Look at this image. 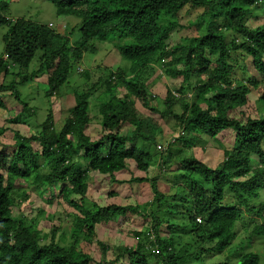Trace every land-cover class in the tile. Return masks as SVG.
I'll use <instances>...</instances> for the list:
<instances>
[{
  "label": "trees",
  "instance_id": "16d2710c",
  "mask_svg": "<svg viewBox=\"0 0 264 264\" xmlns=\"http://www.w3.org/2000/svg\"><path fill=\"white\" fill-rule=\"evenodd\" d=\"M11 1L0 0V28H7L0 53V108L9 112L5 98H11L23 112L11 113L5 124L26 126V118L36 111L22 98L19 86L47 75L43 98L62 95L74 66L96 49V41L111 37L130 68L111 71L101 86L99 80L88 90L75 89L74 105L60 128L48 111L33 135L11 131L14 146H3L0 152V264H92L93 256L78 249L83 238L94 239L99 224L129 214L148 218L150 227L133 234L135 247H117L116 257L97 264H187L198 254L201 260L231 250L236 253L232 262L229 258L214 264H260V256L249 249L255 238L264 240V202L255 204L264 191V25L249 28L245 18L259 5L264 8V0H45L59 16L80 22V38L73 43L48 25L10 20ZM199 8L204 10L200 19H207V34L186 37L188 43L169 48L173 31L181 27L180 15ZM235 56L250 58L257 76L252 77ZM34 62L36 69L30 72ZM158 69L168 79L182 77L179 89L166 86L162 111L152 105L156 96L150 81ZM98 91L100 119L93 130L89 113ZM252 91H259L257 116L234 118ZM192 92L190 101L186 93ZM138 106L149 114L143 115ZM169 119L172 129L166 124ZM165 129L179 135L168 140ZM229 130L234 146L224 150L217 168L185 154L199 137L216 140ZM7 131L0 125V135ZM159 144L166 150L156 149L157 165L144 149ZM252 157L258 159L257 167ZM131 163L138 174L130 169ZM126 172L128 181L116 178ZM164 174L173 177L167 192L158 185ZM91 175L106 177L112 184H130L136 204L101 207L91 201ZM145 185L150 200L141 194ZM60 186L56 197L77 213L72 217L69 249L57 242V231L51 237L42 234L36 217L28 218L17 208L33 193L41 197L48 193L50 202L53 189ZM243 212L261 220L251 234L239 230ZM177 232L192 234L191 242L179 248ZM235 240L240 242L237 249ZM98 246L105 254L107 247Z\"/></svg>",
  "mask_w": 264,
  "mask_h": 264
},
{
  "label": "rangeland",
  "instance_id": "374dc122",
  "mask_svg": "<svg viewBox=\"0 0 264 264\" xmlns=\"http://www.w3.org/2000/svg\"><path fill=\"white\" fill-rule=\"evenodd\" d=\"M204 10L202 8L199 9H190L187 13H183L180 15L181 20L178 22L180 24V28H177L176 31H173L170 40L167 45L169 48L174 47L176 44L184 45L188 42L184 41L186 37L189 39L197 37L198 35L202 36L207 34L206 29V18L200 19L199 15L202 14ZM7 17L10 20H16L19 18L29 19L36 23H41L45 25H52L53 29L57 32L68 36L71 42H76L80 38L79 33V25L80 22L74 19L73 17H65L59 16L57 14L56 8L53 4L45 0H12L9 6V10L7 13ZM170 19V18H169ZM166 20L161 21L160 23H164ZM223 22V21H221ZM75 24H78L75 27ZM196 25V27L194 25ZM245 25L249 28H257L259 26L264 25V8L259 5L258 8L252 10L249 15L245 18ZM7 32V28H0V53L3 48L2 37ZM96 49L93 52H87L84 55L83 61L74 66L70 78L69 84L62 90V95L54 96L50 100L44 99L43 94L46 90V82L47 75L37 77L35 80H31L29 83H26L24 86H19V91L22 94V98L26 102H28L29 107L35 109L34 116L30 119L26 118L27 125H16V124H5L6 118L16 116L17 114L23 112V107L20 106L19 103H13L11 98H5L9 105V112L5 109L0 108V125L7 127V132L3 135H0V152L3 146H14L15 140L13 139L11 131H22L28 136L33 135L36 132L34 129L37 125L42 124L44 120H46V116L48 111L53 113V119L55 121L56 128H60L64 123L65 118L68 116V111L74 105L73 99V91L75 89L78 90H88L94 86V84L98 82V86L102 85V83L110 76V72L121 68L122 70L128 71L129 63L122 59L119 52L116 48V42L111 41V37L108 41L104 42H95ZM230 43V42H229ZM235 59H239L238 56H235ZM239 62H244L246 65L248 72L252 77L257 76L256 71L252 66V62L250 58L240 57ZM36 64L31 66L30 72L36 69ZM82 68L83 71L78 73L77 69ZM161 72V69L159 70ZM88 75L85 79L83 74ZM82 76V77H80ZM101 77V78H100ZM182 77L178 79H168L164 74L160 75L159 73L150 81L151 92L156 96V101L152 104L153 107H156L159 111L163 109L162 101L166 97V89L167 85H169L170 89H179ZM102 80V82H101ZM9 81V79L7 80ZM194 81V80H193ZM192 81V82H193ZM3 83V79L0 78V84ZM93 92V91H92ZM6 93V94H5ZM101 92L98 91L92 97L91 106H90V117L92 118V129L98 128L99 124V110H98V97ZM3 96H9L8 92H3ZM179 94V93H178ZM176 94L177 97L179 95ZM194 93L187 94L188 99L191 101V96ZM259 91H252V93L248 97V104L240 111L234 112L233 117L243 120V118L251 116L252 118L257 116L258 106L256 100L258 98ZM105 98V97H104ZM195 98V97H194ZM141 113L143 115H148V111L142 110L140 106H138ZM242 111V112H241ZM12 113V114H11ZM244 115V116H243ZM157 119H160V116L154 115ZM167 127L172 129L174 127V122L172 119H169L167 122ZM166 128V129H168ZM32 129V130H31ZM91 129V134L93 132ZM166 137L173 138L178 136L179 133L170 134L169 130H166ZM173 135V136H172ZM195 140H197L193 136ZM172 140V139H171ZM234 133L229 130L226 133H223L216 140H211L206 137H199V140L194 141L191 150L187 151L186 155H194L195 158L205 163L207 166L211 168H217L223 161V152L224 150H230L234 146ZM165 144V143H164ZM166 146V145H164ZM156 146L148 145L144 150L151 154L154 159V164L159 163L158 151L156 150ZM10 150V149H9ZM253 166H258V159L256 157H252ZM135 164H130V169L135 171ZM177 167L173 168V171H176ZM135 174H138L135 171ZM159 171H155L153 176H158ZM130 177L129 173L118 174L117 179L123 181V179H128ZM168 180L173 181V177L171 174H164L162 178L159 180V188L162 192H167L169 186H172L173 182H168ZM128 181V180H127ZM90 192L89 197L91 201L96 202L99 206H108V205H134L136 204V199L134 198L133 188L130 184H112L108 178L104 177H96L90 176ZM58 188H54L53 190V200L50 199L49 194L39 196L37 193L31 194V198L28 202H25L24 205L20 208L21 213H23L28 218L36 217L38 221V228L41 230L42 234L51 237L53 231H57L56 240L57 242L69 249V247L73 243V238L71 234L70 227L72 226L73 219L75 215H77L76 211L68 205L67 202L63 201L61 198L56 197L58 194ZM145 190L141 188V194H143L144 199L150 200L149 193L150 188L145 185ZM50 191V190H49ZM51 192V191H50ZM136 193V192H135ZM110 194H115L112 196ZM38 196V197H37ZM136 201V202H135ZM61 202V203H60ZM260 202H264V191L260 194V199L255 201V204H259ZM17 208L13 209L14 215H18L19 211ZM176 221L180 222L178 218H174ZM244 219V222H243ZM261 222V220L257 216H250L243 212L242 224L240 225V232L249 233L256 227L257 222ZM149 219H145L142 215H128L125 218L116 219L115 221L108 224H99L96 228V237L92 238H83L81 244H79L78 249L81 252L86 254H90L93 256L94 262L92 264H97L96 262H100L103 259L112 260L117 256L116 248L121 246L135 247L136 246V238L134 237L135 232H139V230H143L144 228L150 227ZM149 225V227L147 226ZM245 226V227H244ZM246 228L248 230H246ZM239 232V234H240ZM185 233V232H184ZM188 233V232H186ZM241 235V234H240ZM177 243L179 244V248L184 245V243H190L192 234L182 235L181 232H177ZM246 236V235H245ZM239 237L238 239H240ZM180 239V241H179ZM98 243L107 247L105 254H103L101 248L98 246ZM240 244L238 240H235L233 247L237 249V246ZM243 244H245L243 242ZM250 251L258 254L260 256L261 262L260 264H264V240L259 238H255L250 244ZM244 247H248L247 245ZM194 250V246L192 251ZM234 250L226 252L225 254H217L212 258L209 256H203L204 258L200 259V255L198 254V259L195 261H190L187 264H214L219 261H225L226 259L234 260L236 253ZM235 262V261H234ZM152 264H158L153 261Z\"/></svg>",
  "mask_w": 264,
  "mask_h": 264
},
{
  "label": "clouds",
  "instance_id": "9594fccd",
  "mask_svg": "<svg viewBox=\"0 0 264 264\" xmlns=\"http://www.w3.org/2000/svg\"><path fill=\"white\" fill-rule=\"evenodd\" d=\"M49 27L53 28L52 25H49ZM115 42H116V41H115ZM117 51H118V50H117ZM120 56H121V55H120ZM121 57H122V56H121ZM122 59H123V58H122ZM78 65H79V64H78ZM129 68H130V64H129ZM120 69H121V68H118L117 70H120ZM117 70H115V71H117ZM121 70H122V69H121ZM159 70H160V69H158L157 74L159 73L160 75H161V74L163 75V74H164V73H163V69H161V72H159ZM77 71H78V73H81V72L83 71V69L79 67V68L77 69ZM156 78H157V75H156ZM153 79H154V78H153ZM91 124H92V123H91ZM159 145H161V144H159ZM157 146H158V145H157ZM156 149H157V148H156Z\"/></svg>",
  "mask_w": 264,
  "mask_h": 264
},
{
  "label": "built area",
  "instance_id": "2783aa9c",
  "mask_svg": "<svg viewBox=\"0 0 264 264\" xmlns=\"http://www.w3.org/2000/svg\"><path fill=\"white\" fill-rule=\"evenodd\" d=\"M157 150L163 152L164 150H166V148L162 145H158Z\"/></svg>",
  "mask_w": 264,
  "mask_h": 264
},
{
  "label": "crops",
  "instance_id": "0c3cea01",
  "mask_svg": "<svg viewBox=\"0 0 264 264\" xmlns=\"http://www.w3.org/2000/svg\"><path fill=\"white\" fill-rule=\"evenodd\" d=\"M130 178V177H129ZM129 178L128 179H126V180H129Z\"/></svg>",
  "mask_w": 264,
  "mask_h": 264
}]
</instances>
